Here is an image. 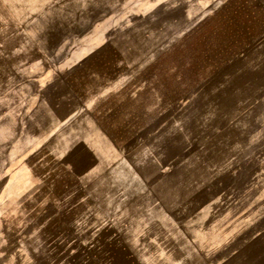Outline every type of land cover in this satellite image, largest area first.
I'll list each match as a JSON object with an SVG mask.
<instances>
[{
  "label": "rangeland",
  "instance_id": "obj_1",
  "mask_svg": "<svg viewBox=\"0 0 264 264\" xmlns=\"http://www.w3.org/2000/svg\"><path fill=\"white\" fill-rule=\"evenodd\" d=\"M37 59L76 93H0V264H264V0H0V88Z\"/></svg>",
  "mask_w": 264,
  "mask_h": 264
},
{
  "label": "crops",
  "instance_id": "obj_2",
  "mask_svg": "<svg viewBox=\"0 0 264 264\" xmlns=\"http://www.w3.org/2000/svg\"><path fill=\"white\" fill-rule=\"evenodd\" d=\"M37 63H33L31 67L25 69L19 78L12 79L11 76L5 77L4 82L0 88V93H30L31 96L36 93H76L73 87L64 78H60L61 71L59 67V60L51 59H37ZM67 72H69L70 67L74 66L76 63L67 59ZM92 93V92H90ZM99 93V92H95ZM69 97L67 96V102L69 103ZM64 100L58 96L56 104L59 106ZM85 102L82 105L76 107L75 103L72 104L71 110L68 111L67 115L63 118H55L50 120L48 126L45 129V138L49 141L45 142L44 145H48L50 141L58 140L60 133L68 129L77 120H80L82 115L86 114ZM82 144L88 148L92 155L99 154L96 152L98 147L107 146L112 144L109 142V137L102 133L97 127L93 126L91 123L86 125V128L78 136L69 139L68 144ZM102 149V148H101ZM104 149V147H103ZM99 151H101L99 149ZM101 159V158H99ZM190 242V240L187 238ZM199 256L201 253L196 251ZM205 255L202 256L204 258ZM206 262V259H203Z\"/></svg>",
  "mask_w": 264,
  "mask_h": 264
}]
</instances>
